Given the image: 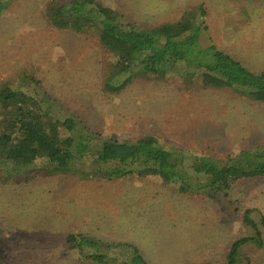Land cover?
Here are the masks:
<instances>
[{
  "label": "rangeland",
  "instance_id": "obj_1",
  "mask_svg": "<svg viewBox=\"0 0 264 264\" xmlns=\"http://www.w3.org/2000/svg\"><path fill=\"white\" fill-rule=\"evenodd\" d=\"M6 1L0 83L33 76L38 84L32 88L60 102L56 107L76 115L96 138L135 142L155 136L164 147L222 159L264 146L263 103L230 89L185 88L178 77L135 78L107 90L108 57L96 32L52 28L42 14L49 0ZM102 1L138 28L203 10V43L264 72V0ZM249 209L257 222L264 215V177L242 180L216 199L137 175L105 180L64 174L28 185L0 183L1 256L4 264H93L86 247L83 253L65 249L66 234L80 233L99 241L107 255L119 257L118 244H134L148 264H226L233 242L253 233L242 221ZM239 257L236 264H264V233L262 246L247 243Z\"/></svg>",
  "mask_w": 264,
  "mask_h": 264
},
{
  "label": "trees",
  "instance_id": "obj_2",
  "mask_svg": "<svg viewBox=\"0 0 264 264\" xmlns=\"http://www.w3.org/2000/svg\"><path fill=\"white\" fill-rule=\"evenodd\" d=\"M6 2L0 0V16ZM42 14L52 28L96 32L108 57L103 82L107 90H119L135 78L178 77L186 82L185 88L230 89L264 104V72L249 70L214 44L203 43L207 28L203 10H185L176 21L145 28L123 23L118 12L102 0H49ZM32 84L38 80L27 74L18 81L0 83L1 184L28 185L40 176L64 174L105 180L137 175L156 177L166 187L216 199L219 194L227 197L242 180L264 177V146L222 159L164 147L155 136L135 142L101 140L76 115L57 108L60 102ZM250 213L245 210L242 221L253 233L233 242L226 264L240 261L243 245H263L264 215L257 222ZM64 242L68 252L90 250L85 257L93 264H148L131 243L118 244L117 257L101 253L99 241L80 233L66 234ZM1 252L0 242V264H4Z\"/></svg>",
  "mask_w": 264,
  "mask_h": 264
}]
</instances>
